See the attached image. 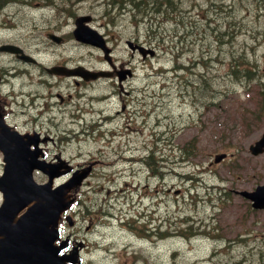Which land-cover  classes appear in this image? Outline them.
Here are the masks:
<instances>
[{"label":"rangeland","instance_id":"374dc122","mask_svg":"<svg viewBox=\"0 0 264 264\" xmlns=\"http://www.w3.org/2000/svg\"><path fill=\"white\" fill-rule=\"evenodd\" d=\"M21 1L0 6V44H19L40 63L0 51V71L17 100L20 126L58 134L44 149L48 160L60 155L74 166L95 164L78 192L75 226L63 222L64 235L86 244L81 264H264V209L236 192L264 183V153L249 150L264 131L256 93L264 84V0H182L177 22L160 16L136 22L132 10L104 0ZM80 14L92 15L90 24L114 39L117 63L132 68L124 91L117 79L77 85L46 71L54 63L107 64L101 50L74 38ZM151 23L171 41H146ZM219 29L229 30L224 42ZM49 31L65 42L53 44ZM131 36L146 41L155 56L132 54ZM232 53L253 78L232 75ZM181 65L189 68L176 75L173 67ZM220 152L228 156L214 162ZM35 177L47 179L40 172ZM134 203L137 224L153 235L121 222Z\"/></svg>","mask_w":264,"mask_h":264},{"label":"water","instance_id":"95a60500","mask_svg":"<svg viewBox=\"0 0 264 264\" xmlns=\"http://www.w3.org/2000/svg\"><path fill=\"white\" fill-rule=\"evenodd\" d=\"M78 20L75 34L85 41L100 43L96 39L95 30ZM131 45V43H130ZM10 50L17 47L7 45ZM143 53L152 50L140 47ZM85 78H95L105 71L92 72L82 68L76 69ZM61 72H68L62 71ZM0 147L5 153V172L0 177V189L4 192V202L0 207V264H67V260L75 262L76 251L72 255H59L66 246L55 240L60 236L58 221L64 209L70 207L73 199L69 191L80 184L88 174L90 167L78 170L73 177L56 188L53 178L71 169L64 161L50 163L38 160L37 149H26L18 142L16 136L6 131L0 132ZM253 153L264 151V134L251 145ZM224 155L217 157L220 160ZM65 166L66 169L62 170ZM41 168L49 174L47 183L39 184L33 179V169ZM242 194L253 200L257 208L264 207V184L253 191H242ZM26 207V210L19 212ZM70 219V216L67 217Z\"/></svg>","mask_w":264,"mask_h":264},{"label":"trees","instance_id":"16d2710c","mask_svg":"<svg viewBox=\"0 0 264 264\" xmlns=\"http://www.w3.org/2000/svg\"><path fill=\"white\" fill-rule=\"evenodd\" d=\"M8 1L9 0H0V5ZM130 2H134L133 4L138 6V8L142 13H146V14H149L150 12L154 14V12L151 11L153 10L151 3H153V8L156 11L155 13L156 16L157 14H159V16H166L171 19H173L172 17L178 19V17H180V12L182 9L181 4H179L177 0H140V1L130 0ZM220 34L225 36L227 35V31H220Z\"/></svg>","mask_w":264,"mask_h":264},{"label":"flooded vegetation","instance_id":"af4514ba","mask_svg":"<svg viewBox=\"0 0 264 264\" xmlns=\"http://www.w3.org/2000/svg\"><path fill=\"white\" fill-rule=\"evenodd\" d=\"M114 68H116V66L113 64ZM116 71V69H115ZM77 84H80L81 82L76 81ZM61 97V95H60ZM63 99V97H61ZM0 113L5 116L8 117L9 111L6 110V108L4 107V105L2 104V100L0 99ZM34 131V130H33ZM40 133V132H39Z\"/></svg>","mask_w":264,"mask_h":264},{"label":"bare ground","instance_id":"6f19581e","mask_svg":"<svg viewBox=\"0 0 264 264\" xmlns=\"http://www.w3.org/2000/svg\"><path fill=\"white\" fill-rule=\"evenodd\" d=\"M171 75V74H170Z\"/></svg>","mask_w":264,"mask_h":264}]
</instances>
